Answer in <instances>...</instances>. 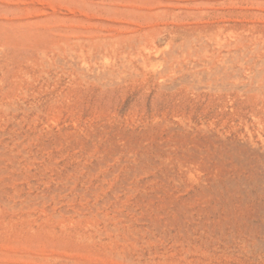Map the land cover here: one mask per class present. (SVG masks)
<instances>
[{
  "label": "rangeland",
  "instance_id": "obj_1",
  "mask_svg": "<svg viewBox=\"0 0 264 264\" xmlns=\"http://www.w3.org/2000/svg\"><path fill=\"white\" fill-rule=\"evenodd\" d=\"M0 264H264V0H0Z\"/></svg>",
  "mask_w": 264,
  "mask_h": 264
}]
</instances>
